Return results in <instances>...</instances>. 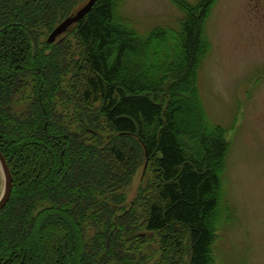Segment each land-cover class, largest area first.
Instances as JSON below:
<instances>
[{
  "label": "trees",
  "instance_id": "16d2710c",
  "mask_svg": "<svg viewBox=\"0 0 264 264\" xmlns=\"http://www.w3.org/2000/svg\"><path fill=\"white\" fill-rule=\"evenodd\" d=\"M171 1L175 24L141 34L122 0H94L48 41L75 0H0V264H143L155 237L156 264L211 263L229 140L197 73L215 0ZM190 104L198 132L180 124Z\"/></svg>",
  "mask_w": 264,
  "mask_h": 264
},
{
  "label": "rangeland",
  "instance_id": "374dc122",
  "mask_svg": "<svg viewBox=\"0 0 264 264\" xmlns=\"http://www.w3.org/2000/svg\"><path fill=\"white\" fill-rule=\"evenodd\" d=\"M85 1L75 0L73 9ZM119 13L141 34L157 24L173 25L181 15L171 0H122ZM205 30L210 49L198 69V92L209 120L223 125L229 140L210 264H264V0H215ZM124 65L132 61L127 58ZM191 105L180 124L198 132ZM146 169L148 156L142 152L125 202ZM148 242L143 264H156L161 249L156 237Z\"/></svg>",
  "mask_w": 264,
  "mask_h": 264
},
{
  "label": "water",
  "instance_id": "95a60500",
  "mask_svg": "<svg viewBox=\"0 0 264 264\" xmlns=\"http://www.w3.org/2000/svg\"><path fill=\"white\" fill-rule=\"evenodd\" d=\"M94 0H86L80 7H78L74 12L66 15L62 18L48 33L47 40L52 41L59 33L65 30L71 23L77 21L92 5ZM34 46L36 47V39L30 33ZM0 208L7 201L12 187V178L9 166L7 164L4 154L0 150Z\"/></svg>",
  "mask_w": 264,
  "mask_h": 264
}]
</instances>
